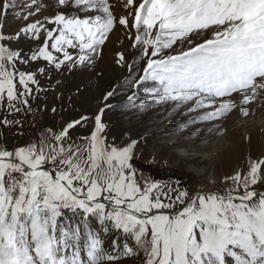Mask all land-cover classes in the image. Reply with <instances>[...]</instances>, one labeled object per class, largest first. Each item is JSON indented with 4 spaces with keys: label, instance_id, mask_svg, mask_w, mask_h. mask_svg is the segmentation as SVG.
<instances>
[{
    "label": "snow or ice",
    "instance_id": "snow-or-ice-1",
    "mask_svg": "<svg viewBox=\"0 0 264 264\" xmlns=\"http://www.w3.org/2000/svg\"><path fill=\"white\" fill-rule=\"evenodd\" d=\"M122 3L118 17L110 0H5V11L19 8L16 16L29 22L15 34L0 31V109L31 111L30 100L46 91L38 79L45 67L19 65L94 67L118 26L135 50L132 63L116 53L130 72L127 107L184 109L181 129L201 125L192 135L204 132L207 147L226 134L231 113L247 118L250 106H264V0ZM46 7L56 11L39 18ZM22 35L40 42L27 57L9 46ZM104 111L14 149L0 146V264H111L141 254L143 264H264V190L256 188L264 157L223 177L224 189L172 186L138 176L139 141H110ZM89 120L92 130L77 142L71 132ZM113 231L109 250L104 237Z\"/></svg>",
    "mask_w": 264,
    "mask_h": 264
},
{
    "label": "rangeland",
    "instance_id": "rangeland-1",
    "mask_svg": "<svg viewBox=\"0 0 264 264\" xmlns=\"http://www.w3.org/2000/svg\"><path fill=\"white\" fill-rule=\"evenodd\" d=\"M4 2L5 0H0V25H3L0 31H3L7 24V27L11 26L9 29L18 27L15 30L17 32L29 21L16 16L19 8H9L5 11L2 8ZM20 2L21 0H17V3ZM43 2L47 5L50 0ZM110 3L116 5L113 11L118 17L125 12L122 0H110ZM55 11L52 7H46L39 14V18L43 19L44 15H52ZM31 19L33 18H29ZM39 44V41L26 35L9 42V46L19 50L23 57L29 56ZM120 51L125 52L129 63L133 62L135 50L131 48V40L127 38L122 26H118L114 34L110 35V40L106 42L94 67L56 70L43 61L19 65L24 71L45 67V73L39 75L38 79L46 91L39 93L37 99L30 100L31 111L8 115L6 109H0V146L14 149L37 140L48 128L59 131L67 122L81 115L94 117L103 107V122L107 125L106 134L110 141L114 140L117 144H127L131 140L139 141L132 161L138 176L160 180L172 186H183L192 191H215L230 186L222 182L223 177L232 175L237 170H244L246 173L250 158L264 157V106H250L252 114L247 118L239 111L231 113L224 121L226 134L223 137H213L205 147L200 143L204 132L192 135L201 125L181 129L180 125L188 119V116L183 115L184 109L173 112L171 104L144 110L126 106L127 96L131 92L124 86V81L130 76V72L127 65L121 67L116 63V53ZM109 91L114 94L105 101L104 96ZM141 96L144 94L141 93ZM53 108L56 109L55 112L52 111ZM5 116L10 121L20 123L5 126L2 123ZM92 128L93 122L89 120L85 126H78L73 130L71 136L82 143L78 138L87 136ZM175 142L179 146L175 145ZM214 144L217 147H213ZM192 148L196 150V158L194 156L192 161V157L185 160L181 156L183 151ZM213 152L215 153L212 160L201 162ZM194 166L205 169V173L198 175L191 169ZM211 176H214L213 180ZM256 188L264 190V184L257 185ZM116 236L117 233L113 231L104 237L105 247L109 250ZM122 243L123 237L121 246ZM111 264H143V254L121 258Z\"/></svg>",
    "mask_w": 264,
    "mask_h": 264
},
{
    "label": "bare ground",
    "instance_id": "bare-ground-1",
    "mask_svg": "<svg viewBox=\"0 0 264 264\" xmlns=\"http://www.w3.org/2000/svg\"><path fill=\"white\" fill-rule=\"evenodd\" d=\"M7 17V16H6ZM6 19V18H5ZM9 20V19H8ZM11 20V19H10ZM9 27H11L10 25H9ZM9 27H7V24H6V27H5V29L3 30V32L4 33H8V34H15V30L18 28V27H12V28H10L9 29ZM51 74V73H50ZM5 113V112H4ZM166 125V124H165ZM169 126V125H168ZM165 130V129H164ZM165 133V132H164ZM157 136V135H156ZM149 138V137H148ZM216 141V140H215ZM171 142V141H170ZM143 144V143H142ZM175 145H177V146H179L178 145V143L177 142H175L174 143ZM173 144V145H174ZM172 145V146H173ZM159 146V145H158ZM152 147V146H151ZM213 147H217L215 144L213 145ZM181 148H183V147H181ZM212 148V147H211ZM210 148V149H211ZM185 149V148H184ZM155 150V149H154ZM212 150V149H211ZM152 151V150H151ZM146 152V151H145ZM195 152H196V150H194L193 148L192 149H187V150H185V151H183V153H182V155L181 156H183L184 158H185V160H189V159H191V157H192V159L190 160V161H192L193 160V158H194V156H195V158H196V154H195ZM216 152V151H215ZM215 152H213V154L212 155H210V157H205L204 159H202L201 160V162H205V161H209V160H212V158H214L213 156H214V153ZM152 153V152H151ZM149 155V154H148ZM149 156H152V155H149ZM172 159V158H171ZM198 161H200V160H198ZM167 162V161H166ZM195 162V161H194ZM203 162V163H204ZM191 169L194 171V172H196L198 175H203L204 173H205V169H198V168H196L195 166L194 167H191ZM244 171V170H243ZM214 175V174H213ZM230 176V175H229ZM211 179L213 180L214 179V176H211ZM209 181H210V179H209ZM212 182V181H211ZM220 185V184H219Z\"/></svg>",
    "mask_w": 264,
    "mask_h": 264
}]
</instances>
